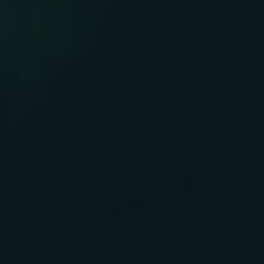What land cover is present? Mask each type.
Here are the masks:
<instances>
[{"label":"water","instance_id":"1","mask_svg":"<svg viewBox=\"0 0 264 264\" xmlns=\"http://www.w3.org/2000/svg\"><path fill=\"white\" fill-rule=\"evenodd\" d=\"M0 264H264V0H0Z\"/></svg>","mask_w":264,"mask_h":264}]
</instances>
